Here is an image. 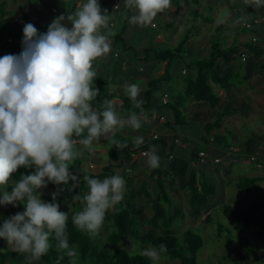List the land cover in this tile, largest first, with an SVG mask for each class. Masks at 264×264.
<instances>
[{"label":"clouds","instance_id":"1","mask_svg":"<svg viewBox=\"0 0 264 264\" xmlns=\"http://www.w3.org/2000/svg\"><path fill=\"white\" fill-rule=\"evenodd\" d=\"M243 3L264 7V0ZM124 6L136 10L137 14L129 19L131 24L147 26L170 8L171 0H124ZM110 19L98 0H85L71 14L55 17L43 34L33 24H25L21 53L0 57V205H24L23 212L3 220L0 239L14 251L27 254L29 264L48 252L53 235L57 248L71 258L70 264H77L78 253L68 242V213L60 211L56 202L59 192L52 194V202H45L39 190L49 183L60 186L69 181L75 189L79 177L69 169L82 155L77 145L93 151L94 141L114 136L126 126L139 130L148 119L141 108L143 102L137 99L140 86L135 83H126L124 91L133 106L141 108L139 115L133 111L127 118L121 117L113 100L104 99L101 108L92 105L100 95L93 83L97 76L93 62L111 51ZM230 19L231 13L225 9L216 23ZM245 19L242 15L231 23L237 26ZM110 142L120 151L128 147L126 140L113 138ZM132 143L139 147L144 139L137 136ZM143 155L149 168L159 167L154 145ZM21 167L35 171L12 181V175ZM83 179L88 186L82 197L84 206L71 219L76 228L97 235L107 212L122 200L125 181L120 175L103 180L85 175ZM166 252V245L160 244L142 254L158 264Z\"/></svg>","mask_w":264,"mask_h":264},{"label":"crops","instance_id":"2","mask_svg":"<svg viewBox=\"0 0 264 264\" xmlns=\"http://www.w3.org/2000/svg\"><path fill=\"white\" fill-rule=\"evenodd\" d=\"M83 2H85V0H0V3L5 4V10L8 13L6 16V29L4 31L7 35L2 37L3 40L1 43L7 37H11L12 42L8 45V52L11 55H19L23 50L22 40L23 27L25 24H33L38 30V33L43 34L47 31L48 25L55 17L59 15L71 14ZM98 2L100 3L101 8L107 9L108 14L111 15L109 28L113 32V35L110 37V53L93 62V69L97 73L93 83L95 88H97L100 93L96 100L92 101L93 107L101 108L102 101L104 99L113 100L117 105L116 111L119 112L122 117L123 115H126L122 114L120 111L122 99L124 97L129 98V96L125 94L124 85L126 83L138 84L140 86V96L142 98V102L144 103V92L148 88L149 82L153 79H158L155 89L160 87L161 94L156 98L151 94L149 98L150 106L146 108L144 113L148 115L147 126L149 125L148 123L155 118L157 123L163 126L164 129L163 132L161 131L159 134H156L153 132H144L145 129L143 126L139 130H134L131 127L126 126L125 129H122V134L116 131L114 136L113 134H109L106 137H102L99 141H94L93 151H88L82 146V169L87 170V165L89 167V165L93 164L96 167V172H99L102 167L108 164L116 163L117 161L115 158L109 157L108 149L105 145L107 141L116 136L124 137L131 142L133 138L137 136L143 137L144 143L140 145L141 147L150 145L156 139H164L169 143V146L172 147V155L169 160L178 158L177 154L180 149L177 150V148H180V146L184 145V143L189 140V131H191L192 127L188 124V122L200 124L201 132L203 131V135L201 137H203L205 135V125L213 123L216 119V114L221 112V110L224 107H227L228 104H231L234 109L238 110V112L234 115L223 117L224 119H230L229 122H227V124L232 127L230 129L235 130L238 127L242 128L243 126L241 124L246 123L249 120H255V122L261 120V125L258 127L255 135L261 136L262 140L260 141H264V21H260L257 24L253 23L254 20L264 18V7H249L243 3V0H171L170 8L166 9L162 13H159L150 25L139 26L129 22L130 17L137 13L134 9L125 8L124 0H98ZM116 4L118 5V8H114ZM53 9L56 10V14L52 13ZM225 9L230 11L231 19L224 24H217L216 20L218 15ZM242 15L246 17L245 21L240 25L233 26L231 20L239 18ZM19 21H24L25 24L21 25ZM245 23H251L252 25L250 28H245ZM66 24L69 28L71 27L67 21ZM103 31L107 30L102 29V32ZM187 32H190L186 44V47L189 50L188 52L187 49L184 50L185 56H183V58L186 56L188 58H185V60L182 58H174L168 65L166 64V61H159L156 59V52L176 47L179 45ZM252 37H256L258 39V45L263 49V52L257 54L256 56H252L245 51V45L251 42ZM215 40L220 42L223 49L229 47H237L238 49L235 60H232L227 64H224L222 60H220L221 64H223L222 73L227 74L231 72L228 77L229 82L233 77L237 76L240 70L236 61L239 60L242 64H244L240 80L245 81V84L231 83L229 92H226L219 84L212 83L211 81L208 82L212 92L221 101L220 108L219 106L211 108L202 101H196L192 97H187L186 81H184L182 88L181 84L175 83L171 77V68L173 67L174 71L179 70L180 68L179 66L174 65V63L176 61H182V63H178L186 65L187 68L191 67L194 72V74L189 75L188 78H194L197 68L191 63L208 58L210 56L211 46ZM145 51L147 52L145 53ZM193 51H195L194 54L199 52L201 53V58L199 60L193 58ZM241 54H245V62L240 60ZM187 68L180 69V74L188 75L189 72ZM163 95H167V104H177L182 109V112L183 109L185 110L184 104H188L190 113L187 115L188 120L185 124H174L175 118L173 113L166 108L161 101ZM198 106L201 107L199 108L201 112L195 111L198 110ZM162 108L168 110V116L164 117V115L161 114L157 117V113ZM194 115H197L198 119H191L189 117ZM127 117L128 116L126 115L123 118ZM224 125L225 123L223 120L218 129H213L209 134H207L211 143L213 139H217L218 141H223V143H226L227 145L226 146L224 144L219 146L225 149L226 160L224 165H220V168L212 169L210 175L214 177V179L216 178L222 182L224 179L227 180L226 183H224L223 191H225V185L230 186V184L238 189L236 179H238L239 176L236 177L232 171L233 169L236 170V167L238 170H244V173L241 174L243 176L240 175V178H264V145L255 139H247H252L251 141L254 143H259L255 154L249 155L250 157L255 156L254 158L258 159V162L262 164L261 167H257L256 162L248 163L247 161H237L240 155L234 152L233 146H230L226 142L225 137H231L232 133ZM173 126L185 127V129H183L184 132H181V135L177 136L174 132L175 129ZM240 132L241 131H237L236 135ZM191 134L193 135V132H191ZM84 135L86 136L87 133L85 132ZM153 135H156L157 138L153 139ZM175 139L181 143H175ZM199 140L202 141V138H199ZM136 147L137 146L133 144V148ZM146 149L140 148V150L136 151V153ZM182 150H180L181 153L179 154H182ZM139 156L140 155H137L135 160ZM86 157L89 161H87ZM188 158L191 160V153ZM190 160H187L190 162V174L192 173V170H194L197 182L199 183L207 180L205 177L202 179L199 178L197 171L195 170L196 165L199 162L197 161L195 164H192ZM217 163L220 164V159H218ZM127 166L128 165H124V167L120 170L117 169L115 175H120L123 178L124 175L121 174V172ZM161 166V169H165L167 164L165 162H161ZM206 168L208 169L210 167L206 166ZM135 169L136 170H133L132 174H138L142 177L141 181H139V185L146 183L148 191L154 199L158 195L156 175L151 169H149L147 164L146 166L143 165L142 167ZM124 181L126 184L125 179ZM208 181L210 182V180ZM256 184H260L259 191L264 192V180L259 181ZM177 188L178 187L176 185L174 190L175 193ZM85 191H88V187ZM52 192L53 190H49V193ZM250 192H248V194ZM261 205L263 207V212L260 214L262 211ZM224 206H229L231 213L233 212L231 205L223 202L222 207L224 208ZM248 206L249 209H253L254 214L259 213L255 216V220H252V223L254 224L262 219V224L260 228L254 227V225L251 224L245 228L254 231L256 236H262L264 231V201H253V203L249 202ZM206 215L207 214H202L196 221L203 222ZM249 242L251 249L245 251L248 252L245 257H242L244 252L242 248L244 247L241 249L239 247L238 250L240 253L237 255V264H253V262L264 264V252L258 253L254 243L250 240ZM251 255L255 257V259L251 258ZM257 260L259 262H257Z\"/></svg>","mask_w":264,"mask_h":264},{"label":"trees","instance_id":"3","mask_svg":"<svg viewBox=\"0 0 264 264\" xmlns=\"http://www.w3.org/2000/svg\"><path fill=\"white\" fill-rule=\"evenodd\" d=\"M7 15L8 13L5 10V4L0 3V43L3 40L2 34L6 29ZM189 35L190 32H187L179 45L176 47L156 52V59L159 61H166V64L168 65L174 58H182L184 60L185 58H188L187 56L183 58V56H185L184 50L187 49L186 44ZM188 50L189 49H187V52ZM245 51L252 56H256L257 54L262 53L263 49L258 44L250 42L245 45ZM146 52L147 51H145V53ZM237 53V47L223 49L220 45V42L215 40L211 46L210 56L208 58L191 63L192 65L196 66L197 72L194 78L189 77L186 80L187 97H192L196 101H202L211 108H215L217 106L220 108L221 101L212 92L208 82L211 81L212 83L219 84L226 92H229L231 83L229 82L228 77L230 76L231 72L227 74L222 73L223 64H221L220 60H222L224 64H227L232 60H235ZM157 81L158 79H153L150 81L148 88L144 92L145 102L141 105V108L144 112L146 108L150 106L149 98L155 89ZM166 104H164L165 107L168 108L174 115V124L183 125L187 122L188 116L183 114L182 109L177 104ZM141 108H135L131 99L124 97L122 99L120 111L122 114L126 115L133 111H135L137 114H140ZM237 112L238 110L234 109L231 104H228L227 107H224L221 112L216 114V119L213 123H208L205 125V135L201 137V142L211 143L207 137V134H209L213 129H218L221 126L223 117L234 115ZM189 117L191 119H198L197 115ZM113 138L121 142L126 140L128 142V147L121 151L118 150L110 142ZM113 138L107 141L105 145L107 146L109 157L115 158L117 161L116 163L108 164L102 167L99 172L92 173L90 169V171L82 169L83 160L82 156H80L72 164H70L69 169V171L73 174H80L79 183L75 189L70 188L71 181H69L68 185L60 186L49 183L46 188L39 190L41 193V199L45 202H52V194L59 192L56 202L59 204L60 211L62 212L65 211L63 208H61V204L66 203L72 193H76L81 197V200L77 201L78 205L75 206L74 211L68 215L69 218L66 229L70 247L77 249V260L81 263L88 262L89 264H153L152 260L143 254H131L124 249L115 247V245H117L120 241L130 238L139 242L144 249L148 245L152 247H158L160 244H164L167 247V252L163 255L167 256L170 260H176L179 262V264H197L195 257L198 251L202 248L203 239L197 233H194L191 230L185 231L181 238L174 234V231L172 230L174 222L182 221L186 215L180 206H171V198L169 199V193L174 192L176 185L178 187L176 193H178L180 190L187 191L189 215L193 220H197L202 214H204L203 207L208 204L209 197L215 193V186L212 182L207 180L200 183L197 182L195 171L192 170L191 174L189 172L190 162L182 158H174L170 160L166 168L161 169V162L169 159L172 155V147L169 146V143L164 139H156L153 141V143L145 147L140 146L133 148V143L124 137L116 136ZM251 140L252 139L244 142V149L248 154L252 155L255 154L259 143H254ZM212 143L218 146L224 144L226 145V143H223V141H218L217 139H213ZM153 145L156 147V153L160 157V165L158 168L149 169H151L156 175L158 195L153 199L150 192L148 191L146 183H142L138 186V188H135L133 187L131 180L125 179V185L129 191L117 205L107 212L104 220V222H110L113 225V230L107 238V241L112 248L108 249L99 243L95 235L76 228L72 223L71 216L75 211L80 210L82 197L88 187L83 177L88 175L90 178L103 180L106 177L115 175L116 170L122 169L124 165L133 167L135 164V157L133 156L134 153L139 151L140 148H147L146 151H148ZM77 148L78 150L82 151V145H77ZM199 152H201V150L197 148L191 151L190 161L192 164H195L197 161L199 162ZM258 161V159H255V162ZM34 171V168L26 169L21 167L16 173L12 175L11 179L12 181H18L21 175H27ZM262 180H264V178L244 177L239 179L237 187L242 192L248 193L257 182ZM44 190H53V192L47 193L44 192ZM144 197L147 199L144 201L145 204L149 203L152 211V214L148 219H145L143 214L146 208V206L143 205L144 203L142 198ZM163 204H167V207L165 208ZM11 207L12 208L9 210V213L5 215V218H8L10 215H14L19 211L17 207ZM170 207L171 209H168ZM224 208V212H231L229 206H224ZM210 219L211 216L207 214L204 218V222L208 223ZM141 221L146 222L152 227V229L142 232L139 228ZM218 228L220 230L222 225L219 224ZM57 243L58 242L56 241L54 235L50 237L49 250L39 259L40 262L43 264H70L71 258H69L63 250H59L57 248ZM244 249L249 250L251 249V246ZM246 253L248 252H243L242 257H245ZM20 255L25 254L18 253L14 251V249L0 252V264H5L7 258L10 256ZM229 259L230 260L228 264H237L238 262L237 259ZM79 262H77V264H80Z\"/></svg>","mask_w":264,"mask_h":264},{"label":"rangeland","instance_id":"4","mask_svg":"<svg viewBox=\"0 0 264 264\" xmlns=\"http://www.w3.org/2000/svg\"><path fill=\"white\" fill-rule=\"evenodd\" d=\"M7 35V33L5 32L3 34V37H5ZM189 47V46H188ZM195 51H193L192 56L194 59L199 60L201 58V53H195ZM182 61H176L174 63V65L179 66V70L174 71V68H171V77L173 79V81L175 83L181 84L182 88L184 85V81H186V79L188 78L189 75H193L194 72L192 70L191 67L187 68L186 65H183L181 63H178ZM238 64V68H240L238 74L236 77H233L230 81V83H236V84H245V81H241L240 77H241V71L244 69V64H242L239 60L236 61ZM178 63V64H177ZM185 69L187 68L189 74L188 75H181L180 74V69ZM153 79V78H152ZM240 82V83H238ZM146 88V86H145ZM114 89V87H113ZM161 94V88H156L153 92H152V96H154L155 98L158 97ZM138 100L142 101V98L139 94V96L137 97ZM160 104V103H159ZM185 106V110L183 109L184 115H188V113H190V109L188 107V104H184ZM201 108L200 106H198V110H195L196 112H201V110L199 109ZM248 110V109H247ZM153 111V110H151ZM204 112V111H203ZM152 113V112H151ZM168 110L165 108L160 109V111L157 113V117H159V115H164V117L168 116ZM119 115H121L118 112ZM153 114V113H152ZM130 115V114H129ZM127 115V116H129ZM139 115V114H138ZM147 115V114H146ZM154 115V114H153ZM126 115H123L122 117H125ZM148 117V115H147ZM232 119V118H231ZM173 120V119H172ZM224 123H225V127L231 131L232 136H226V142L230 145L233 146V150L234 152H236L239 156V159H237V161L241 160L243 162L247 161L248 163H251L252 161L250 160V155L246 152V150L244 149V142L249 139H255L257 141H259L261 144L264 145V141H260L262 140L261 136H257L255 135V133H257L258 127H260V122L261 120H258V122H255V120L252 121H247L246 123L241 124L243 127L240 128H236L235 130H231L230 127L227 122H229L230 119H224ZM222 120V121H223ZM156 119L154 118V120H152L151 122H149L148 126L146 125V123H143L142 126L144 127L145 131L144 132H153L156 134H159L161 131L163 132V126H161L160 124L157 123ZM152 124V125H151ZM189 125H191L192 129L191 131H189V136H188V141L186 143H184V145L180 146V148L178 147V149L182 150V154L180 150L179 153L177 154L178 158H182L185 160H190V158H188L190 156V153L193 149L197 148L201 151H203L205 153V157L203 159V161H199V163L196 165V171L197 174L199 176V178H203L205 177L208 180H210V182L213 183V185L215 186V193L209 197V202L206 206L203 207V213L204 214H209L211 216V219L209 220L208 223L206 222H197L196 220H193L192 217L189 215V205H188V192L187 191H179L178 193L172 192L169 193L171 198V206L172 207H181L184 210V213L186 215V217L182 220V221H175L173 226H172V230L174 231V234L181 238L184 234L185 231L187 230H191L194 233H197L202 239H203V245L202 248L198 251V253L196 254L195 260L197 262V264H224L225 262H227L226 264H228L229 262V258L233 259H237L240 253V251L238 250L239 247L240 249L242 247L244 248H249L250 247V241H252L255 245V248L257 249L256 251L259 253H263L264 252V231L262 236H256L254 234V231H251L250 229L245 228L248 225H254V227H261L262 224V219L260 221H257L256 223H252V220H255V216L258 215L253 213V209H249L248 203L253 201H264V192H260L259 191V185L260 184H255L252 189L251 192L248 194L246 192H241L238 189H236V187H233L231 184L229 185H225V191H223L224 188V183H226V179L223 180V182L221 180H217L216 178L214 179V177H212L211 171L212 169L215 168H220V165H224V162L226 160V154H225V149H223L222 147L216 146L213 143H203L199 140V138H201V136L203 135V131L201 132V126L198 123H192V122H188ZM263 125V124H262ZM173 128L175 129L174 132L175 134L178 136L181 135V132H184L183 129H185V127L183 126H173ZM125 129V128H124ZM129 130V128H128ZM188 130V129H187ZM143 131V130H142ZM237 131H241L238 135ZM118 133L122 134V130H117ZM191 132H193V135L191 134ZM236 135V136H235ZM264 138V136H263ZM181 143V142H178ZM176 152V149H175ZM255 157V156H254ZM215 158L220 159V164L214 162ZM87 159V157H86ZM87 161H89L87 159ZM250 161V162H249ZM163 162H165L167 165L169 164L170 160L166 159ZM135 165L133 167L127 166L122 172L121 174H123V179H128L132 181L133 187L138 188L139 186V181H141L142 177L140 175H135L132 174L133 170H136L135 168H140L143 165L146 166V157L145 156H139L136 160H135ZM254 163V162H252ZM206 166L210 167V168H206ZM90 165L88 167L87 165V170L93 173H96V167L92 164V168L89 170ZM144 168V167H143ZM142 168V170H143ZM190 168V166H189ZM258 169V168H257ZM98 171V170H97ZM210 171V172H209ZM233 173L235 174L236 177H238V179H236L237 183L239 181L240 175L242 173H244L243 169H239L236 167V170L233 169L232 170ZM119 173V172H118ZM75 175H77L78 177H80V174L74 173ZM243 176V175H241ZM241 179V178H240ZM12 180V179H11ZM71 189H72V182H71ZM3 189H0V191H2ZM7 190L10 192L11 190V185L8 186ZM129 191V189L126 188V185L124 186V190H123V196L126 195V193ZM44 192H49V190H44ZM88 191H85L84 193L86 194ZM78 194L72 193L70 198L68 199V201L66 203L61 204V208L64 209L65 213L71 214L74 209L75 206L78 205L77 204V199H74V197H76ZM153 197V196H151ZM143 199V205L146 206L143 214H144V218L148 219L151 214V206L149 203L145 204L144 201H146L147 199L144 197ZM231 205L232 208V213L229 211L224 212V208L222 207V203ZM83 203L80 204V210H82L83 208ZM163 206L166 208L167 204H163ZM19 211L18 212H23L24 211V205L23 204H19L16 206ZM11 205L9 206H2L0 205V225H2L3 220L6 219L5 215H7L9 213V210L11 209ZM262 205H261V210H262ZM168 209H171L168 208ZM17 212V213H18ZM263 212V210L260 212V214ZM15 215V214H14ZM12 216V215H10ZM9 216V217H10ZM261 218V217H260ZM145 221V220H143ZM140 222L139 228L142 232L147 231L149 229H152L151 226H149L146 222ZM200 221V220H199ZM222 225V228L219 230L218 225ZM113 230V225L110 222H104L103 227L101 228L99 234L95 235V237H97L99 243L105 247H107L108 249H111L112 247L109 245L107 238L109 236V234L112 232ZM220 233H219V231ZM246 246V247H245ZM115 247L124 249L128 252H130L131 254H142V252L146 249H148L149 247H152L150 245H148L147 247L142 248L141 244L139 242H137L136 240L127 238L124 239L122 241H120L117 245H115ZM243 249V251H247L246 249ZM13 248L7 245V242L3 239H0V252H3L5 250H12ZM77 251V249H76ZM26 256L25 255H20V256H10L7 258L6 263L5 264H25V263H29L26 260ZM227 256V257H225ZM225 257V258H224ZM251 258L255 259V257H253L251 255ZM260 258V257H257ZM76 262H79L77 260V257L75 258ZM257 262H259L257 260ZM30 263L32 264H43L42 262H40V260H33ZM80 264H89L88 262L86 263H81ZM158 264H179L178 261L176 260H170L167 256L162 255L160 261L158 262ZM253 264H259L256 262H253Z\"/></svg>","mask_w":264,"mask_h":264},{"label":"built area","instance_id":"5","mask_svg":"<svg viewBox=\"0 0 264 264\" xmlns=\"http://www.w3.org/2000/svg\"><path fill=\"white\" fill-rule=\"evenodd\" d=\"M117 6H118V5L116 4V5L114 6V8H118ZM52 13H53V14H56V10L53 9V10H52ZM260 21H264V18H259L258 20H254L253 23H254V24H257V23L260 22ZM19 23H20L21 25H24V24H25L24 21H19ZM251 25H252L251 23H245V24H244V27H245V28H250ZM263 41H264V38H263ZM11 42H12V38H11V37H7V38L4 39V41L1 43V46H0V57L9 54V52H8V45H9ZM251 42L256 43V44L259 43V41H258V39H257L256 37H252V38H251ZM240 60H241L242 62H245V61H246V56L241 54V55H240ZM161 101H162L163 104H166V103H167V95H163ZM152 137H153V139H156V138H157L156 135H153ZM174 141H175V143H178V140H177V139H175ZM145 152H147V151H146V150H142V151H140L139 153H134L133 156H134V157H136L137 155L144 156L143 153H145ZM198 157H199V161H203V159H204V157H205V153L202 152V151L199 152V153H198ZM255 159H256V158H254V157H251V158H250V160H251L252 162H255ZM214 162L217 163V162H218V159H215ZM256 165H257V167H261L262 164H261L260 162H256ZM91 168H92V165H90V168H89V169H91Z\"/></svg>","mask_w":264,"mask_h":264}]
</instances>
